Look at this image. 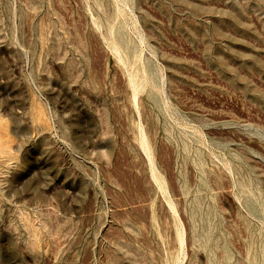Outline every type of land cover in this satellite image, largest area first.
<instances>
[{
    "label": "rangeland",
    "instance_id": "374dc122",
    "mask_svg": "<svg viewBox=\"0 0 264 264\" xmlns=\"http://www.w3.org/2000/svg\"><path fill=\"white\" fill-rule=\"evenodd\" d=\"M0 264H264V0H0Z\"/></svg>",
    "mask_w": 264,
    "mask_h": 264
},
{
    "label": "bare ground",
    "instance_id": "6f19581e",
    "mask_svg": "<svg viewBox=\"0 0 264 264\" xmlns=\"http://www.w3.org/2000/svg\"><path fill=\"white\" fill-rule=\"evenodd\" d=\"M122 39V38H121ZM122 43H124V41L122 42ZM129 45V44H128ZM200 207V206H199ZM207 221H208V219H207Z\"/></svg>",
    "mask_w": 264,
    "mask_h": 264
}]
</instances>
